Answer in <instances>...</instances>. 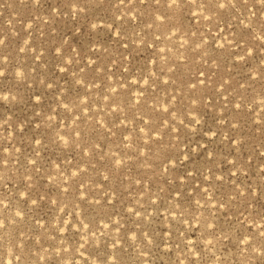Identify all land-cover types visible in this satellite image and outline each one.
Wrapping results in <instances>:
<instances>
[{"label":"rangeland","instance_id":"obj_1","mask_svg":"<svg viewBox=\"0 0 264 264\" xmlns=\"http://www.w3.org/2000/svg\"><path fill=\"white\" fill-rule=\"evenodd\" d=\"M73 2L0 0L9 60L0 90L16 97L0 101V264H264L252 250L264 241V46L255 39L264 4L75 0L85 13L73 16ZM198 78L205 84L192 89ZM180 120L188 127L171 131ZM189 149L188 161L163 171ZM185 218L199 224L194 235Z\"/></svg>","mask_w":264,"mask_h":264},{"label":"snow or ice","instance_id":"obj_2","mask_svg":"<svg viewBox=\"0 0 264 264\" xmlns=\"http://www.w3.org/2000/svg\"><path fill=\"white\" fill-rule=\"evenodd\" d=\"M123 2H124V0H120L121 4ZM142 2H143V0H142ZM192 2L195 3V0H192ZM259 2L261 4H264V0H259ZM33 3L35 5H37V6H39L40 0H33ZM154 3L157 6H159L161 4V0H154ZM214 3H215V6H216V8L218 10H223V9H226V8H229V7H232V8L235 7V0H214ZM180 4H181V0H164V6L168 10H172L174 8H179ZM69 7L72 9L70 14L73 15V16L81 15V14L85 13V7H81L78 3L75 2V0H74L73 3H71L69 5ZM204 18L205 19H211L210 17H207V16L204 17ZM167 19H168V17L165 16L164 14H158L155 17V20L160 22L161 24H163ZM249 27H250V25H245V28H249ZM91 28L92 29H96L97 25L96 24H92ZM220 31H223V29H220ZM116 35L119 36V33L117 32ZM156 39L158 40L159 37H156ZM255 39L259 40L261 42V46H264V26H262L261 32L255 37ZM0 46H5L6 47V39L5 38H0ZM124 46L127 47L126 44ZM237 46H239V45H237ZM181 47H183V45H181ZM197 47H200V45H197ZM21 51H23V49H21ZM160 52L163 53V49H160ZM245 55L246 56L252 55V49L251 48L247 49L245 51ZM160 58L161 59H166V57L163 56V55ZM71 62H72L71 60L67 61L68 64H71ZM152 63L155 64L156 60L153 59ZM61 70L63 71V69H61ZM154 75H155V73H152V76H154ZM262 75H264V73H262ZM203 76H204V73L200 72L199 73V77H203ZM8 78H9V60H8V57L6 55L0 56V79L8 80ZM15 78H16L17 81H23L25 79V74L23 72H21V71H16ZM147 83H148V81L145 80V84H147ZM163 83L167 84L168 81L165 80V81H163ZM197 84L203 85V84H205V80L198 78L196 83H193L191 85V88L195 89L197 87ZM48 86L51 87V85H48ZM3 93H7V95H2ZM173 99H175V97H173ZM0 100L6 101V103H14L16 101V97L12 94L11 89L9 88V89L0 90ZM38 100H39V97H37V102H38ZM137 103H139V100H137ZM192 103H193V105H195L197 103V100L194 99L192 101ZM63 107L65 109H67L68 105L65 104V105H63ZM235 107L239 108L240 105L236 104ZM163 111L165 113H168L169 112V108L168 107H164ZM194 111H195V109H194ZM49 119H51V117H49ZM172 119L175 120V116H173ZM193 122H195L196 124H199V120L196 119L195 116H191V119L188 120V124H193ZM145 123H147V122H145ZM165 124H167L166 121H165ZM181 126H183L184 128L188 127V125L184 124L183 120H180L177 125L171 127V131L179 133ZM233 127H235V125H233ZM141 131H143V129H141ZM192 131H195L194 127H193ZM209 131H211V129H209ZM75 135L78 137L80 135V133L77 132V133H75ZM213 135L215 136L216 133L213 132ZM156 139H157V142H158L159 140L162 139V137L157 136ZM58 140L60 142H62L66 147L69 146V144H70V140L69 139H65V136L58 135ZM36 143L39 144L40 141L36 140ZM145 147H147V142L145 143ZM201 147H203V146H201ZM17 151H19V150L17 149ZM191 152H192V150L189 149L188 151L183 152L180 155H177L175 158L168 157L167 158V163L165 164V166L163 168V171L164 172H168L170 170L169 169V165H171V170L175 171L178 166L183 165L185 161H188L190 159ZM141 154L144 155V153H141ZM209 158L211 159V154H210ZM30 163L34 165V164H36V161L33 160V161H30ZM123 163L124 162L122 160H117L116 161V165L117 166H120ZM233 166L235 167V163H233ZM57 167H58V165H57ZM73 175L75 176V175H77V173H73ZM187 175H188L189 178H191L193 173H188ZM232 175L235 176V173L233 172ZM105 179L107 180V177H105ZM176 179H177V181H179L180 177H177ZM205 179L207 180V179H210V178H205ZM216 179L222 181L223 177H216ZM65 191H67V188H65ZM203 191L206 193L207 189H204ZM249 191H250V189H249ZM237 194L239 196L243 197V196H245L246 193H245L244 190L237 189ZM21 195H23V193H21ZM234 198H235V196H233V199ZM174 199L176 201V204H175L176 207H179L183 203L184 193H182L179 190V186H177V188L175 189V197H174ZM209 199H211V198L209 197ZM32 203L35 205V204H37V201L36 200H32ZM151 203L153 205H156L157 201L156 200H152ZM196 203H197V205H199V201H197ZM0 204H3V206L5 208L8 207V205L4 204L3 201H0ZM199 206L203 207V205H199ZM220 206L223 207V203H221ZM213 207H215V205H213ZM156 211L157 212L159 211V207L156 208ZM128 212H129L130 215H135L138 218H141V219H144V220L148 219V217H143L142 216V212L141 211H138V210H136L134 208H129ZM16 215L17 216H21V212L18 210L16 212ZM177 215H179L181 217H186V213L181 211V212H179L177 214H173V219H176ZM262 219H264V217H262ZM112 223L117 225V226L119 225V221L118 220L112 221ZM181 223L187 224L188 225V231L191 232L193 235L195 234L196 228L199 227L198 223L196 225H193L191 220L188 219V218H185L184 220H182ZM3 226H4L3 224H0V227H3ZM216 227H217V225L212 223V222H205V229L209 232L210 235L215 233ZM259 235L261 237H264V230H262L259 233ZM140 236L143 237L144 242H146L148 245L152 244V242H153L152 238L150 237V234L147 231H142L140 233ZM137 238H138L137 235L135 233H133V235L131 236V239L133 241H135ZM208 242L211 243V240H209ZM116 243H118V241ZM116 243H114V245H113L114 247L116 246ZM188 243L189 244H194L195 242L194 241H189ZM242 243L249 244L250 243V237L246 235L244 237V239L242 240ZM178 246L179 245H177V247ZM252 250L254 252H257L258 255H260L261 257H264V241L261 242V245H260L259 249L253 248ZM9 264H11V262H9ZM102 264H109V261H104V262H102ZM116 264H119V262L117 261ZM190 264H197V262H196V260H192L190 262Z\"/></svg>","mask_w":264,"mask_h":264},{"label":"clouds","instance_id":"obj_3","mask_svg":"<svg viewBox=\"0 0 264 264\" xmlns=\"http://www.w3.org/2000/svg\"><path fill=\"white\" fill-rule=\"evenodd\" d=\"M2 95H7V93H3ZM2 101V100H0ZM2 102H6V101H2ZM0 224H3L2 221H0Z\"/></svg>","mask_w":264,"mask_h":264}]
</instances>
